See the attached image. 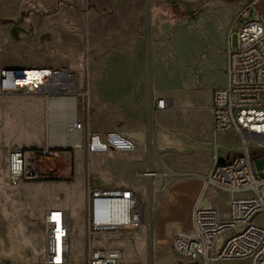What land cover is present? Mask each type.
<instances>
[{
    "label": "rangeland",
    "instance_id": "obj_1",
    "mask_svg": "<svg viewBox=\"0 0 264 264\" xmlns=\"http://www.w3.org/2000/svg\"><path fill=\"white\" fill-rule=\"evenodd\" d=\"M249 2L0 0V68L66 69L78 76L77 81L80 76L85 80L87 60L110 56L120 49L119 27L140 26L142 38L148 43L154 79L163 84L167 82L168 86L181 85L183 80L185 87H195L196 84L214 86L218 73L214 68H203V63H211L205 58L215 54L223 41L226 46L227 42L235 46V34L240 26L235 17ZM257 6L264 16V0H259ZM198 60L202 61L200 65ZM205 122L202 121L199 129H193L191 125L183 130L184 136L192 142L189 148H184L187 155L180 157V161L177 162L176 157L172 159L169 154L177 152L175 145L163 146L159 152L148 154V162H151L156 177L148 183L141 178V172H134L132 179L133 183L139 184L137 194L146 207L143 224L139 228H130L126 235L94 237V247L118 249L122 254L121 264H191L181 262L173 255L171 243L175 235L189 229L190 207L212 167L214 147L220 162H226L243 151L236 133L226 131L211 137ZM181 131V128L172 130L174 135ZM48 133L41 98L0 99V264H36L42 259L45 252L42 218L50 208L63 210L69 215L71 258L75 262L84 260L88 188L108 189L100 179L107 163L122 166L130 163L127 157L110 150L97 154L88 147L80 151L64 150L58 157L35 160L43 175L42 181L10 185L6 174L8 151L13 148L40 151L46 146ZM247 149L254 159L258 177L262 178L264 149L251 141H248ZM189 152L206 153L203 155L205 160H197ZM172 162L187 167L171 174L168 167ZM198 177L202 181L192 198L178 196L177 180L188 182ZM205 202L216 205L221 218L226 219L224 193L218 192ZM256 220L260 221V218ZM242 228L244 226H238L217 235L211 255H215L224 242ZM214 264H248V261Z\"/></svg>",
    "mask_w": 264,
    "mask_h": 264
},
{
    "label": "built area",
    "instance_id": "obj_2",
    "mask_svg": "<svg viewBox=\"0 0 264 264\" xmlns=\"http://www.w3.org/2000/svg\"><path fill=\"white\" fill-rule=\"evenodd\" d=\"M258 2L250 0L235 17L240 26L235 34V46L229 44L226 51V83L213 91L210 107L212 136L232 131L239 136L243 151L220 162L214 147L208 182L201 186L190 207L189 229L172 239L173 255L181 262L214 264L247 260L248 264H264V166L262 178H259L254 159L247 149L248 141L256 142L264 149V16L258 10ZM21 97L41 98L49 133L48 142L40 151L9 150L6 169L12 186L42 181L43 175L35 160L58 157L64 150L88 147L94 152H101L100 149L118 154L135 152L134 143L118 133H105L98 141L89 132L85 83L82 82V89H78L76 75L66 69L0 68V99ZM70 100L74 101L73 111L65 106L52 108L56 101ZM164 108V101L158 100L149 107V116ZM79 111L83 115L80 121ZM57 120L64 128L54 139L57 145L53 146L50 127L57 126ZM141 176L149 183L156 173L148 163ZM218 192L226 195L227 217L224 220L216 205H204L207 198ZM145 215V203L130 189L89 187L84 218V260L75 262L71 258L72 228L67 212L50 208L42 218L45 252L36 264H121L122 254L118 249L94 247L92 239L129 234L130 228H139L143 224ZM259 218L260 221L256 220ZM238 226L244 228L211 255L215 237Z\"/></svg>",
    "mask_w": 264,
    "mask_h": 264
},
{
    "label": "crops",
    "instance_id": "obj_3",
    "mask_svg": "<svg viewBox=\"0 0 264 264\" xmlns=\"http://www.w3.org/2000/svg\"><path fill=\"white\" fill-rule=\"evenodd\" d=\"M118 30L117 38L120 49L111 53L110 56L87 60L85 80L84 76H80L77 87L82 89V82H85L88 92L89 132L98 141L102 140V135L105 133L115 132L130 139L135 145L134 153L120 154L130 159L128 165L122 166L115 163L105 165V172L100 177L104 187L123 186L137 194L136 189L139 184L132 181L134 172L143 173L148 163L154 171L151 162H148V154L159 152L163 146L175 145L177 152L171 151L169 154L172 159L176 157V161H180V157H186L187 150L185 149L189 148L192 142L184 136L183 130L191 125L193 129H199L203 125V120L206 121L205 128L212 137L210 112L212 94L214 90L224 87L226 83V51L229 44L227 42L226 46V42L223 41L215 54H210L205 58L206 61L210 59L211 63H203L205 70L214 68L218 73L216 85L202 87L196 84L195 87H185L183 80L181 85L168 86L167 82L159 83L158 79L152 76V62L148 58V43L142 38V27L123 26ZM201 62L198 60L197 64L200 65ZM76 77L78 79L77 75ZM158 100L164 101L165 108L156 110L149 116V107H153ZM190 112H194L193 115H190ZM82 117L79 111L78 120H82ZM172 128H181L182 131L174 135ZM62 131L63 129L57 130V133L51 137L53 146L57 145L54 139L61 135ZM101 152H106V150ZM201 153L191 152L190 154L203 162L205 160L203 155L206 153ZM186 167L187 165L183 163L172 162L168 169L171 174H176L175 171L179 169L184 171ZM190 168H193L192 165ZM201 181L199 177L191 178L188 182L177 180L178 196L189 200L199 190Z\"/></svg>",
    "mask_w": 264,
    "mask_h": 264
},
{
    "label": "bare ground",
    "instance_id": "obj_4",
    "mask_svg": "<svg viewBox=\"0 0 264 264\" xmlns=\"http://www.w3.org/2000/svg\"><path fill=\"white\" fill-rule=\"evenodd\" d=\"M31 69H41V68H31ZM29 76L31 77V76H33V74H29ZM21 98H23V97H21ZM31 98V97H30ZM60 106H65V107H67V109L68 110H70L71 109V111H73V109H74V101L73 100H70V101H56V102H54L53 104H52V108L54 109H57V108H59ZM56 117H58V116H55V118ZM57 126H53V125H51V127H50V131H52L51 132V137H53L56 133H57V130H62L63 128H64V124L63 123H60V121L59 120H57ZM55 130V131H54ZM53 131L55 132L54 133V135H53ZM76 150H78V149H76ZM78 151H80V150H78ZM208 182V180H207V178H206V180L203 182V185L205 184V183H207ZM204 203H206V202H204ZM205 206H208V204L206 203V204H204ZM69 216V215H68ZM70 218V217H69ZM169 231H171V228H169L168 229Z\"/></svg>",
    "mask_w": 264,
    "mask_h": 264
}]
</instances>
